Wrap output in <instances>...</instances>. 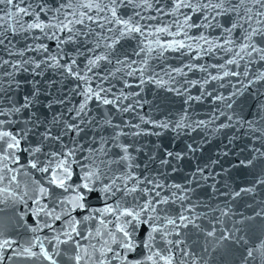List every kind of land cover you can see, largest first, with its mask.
Masks as SVG:
<instances>
[{"label": "snow or ice", "instance_id": "6c2138e0", "mask_svg": "<svg viewBox=\"0 0 264 264\" xmlns=\"http://www.w3.org/2000/svg\"><path fill=\"white\" fill-rule=\"evenodd\" d=\"M221 133L250 186L170 179ZM260 185L264 0H0V264H264V207L218 227Z\"/></svg>", "mask_w": 264, "mask_h": 264}]
</instances>
